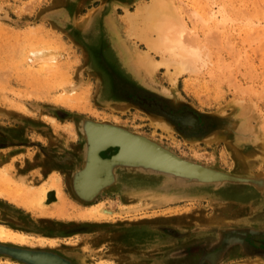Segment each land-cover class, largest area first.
I'll use <instances>...</instances> for the list:
<instances>
[{
  "label": "rangeland",
  "instance_id": "374dc122",
  "mask_svg": "<svg viewBox=\"0 0 264 264\" xmlns=\"http://www.w3.org/2000/svg\"><path fill=\"white\" fill-rule=\"evenodd\" d=\"M184 1L201 10L212 6L231 18L223 35H216L214 19L196 24L211 61L197 77L180 76L174 87L180 100L199 112L205 133L192 136L171 126L170 131L156 130L150 122L168 118L164 110L188 106L177 99L163 69L150 76L132 66L136 45L120 14L123 5L132 9L136 0H0V166L21 154L13 161L14 173L37 169L40 177L27 175L35 184L58 172L66 205V213L52 208L42 213L0 198L1 224L58 239L53 246L0 243L49 248L74 264H101L102 258L112 264H198L206 256L202 264H264L261 243L253 247L223 241L228 229L264 230V153L255 142L258 134L264 137V34L259 35L264 31V0ZM250 28L255 35H249ZM45 47L57 52L48 67L31 60L34 50ZM65 85H75L71 101L62 96ZM76 114L123 125L185 159L247 180L195 184L172 191L177 199L163 205H151V194L172 195L167 189L130 181L91 201L81 200L70 184L85 148ZM45 115L57 124L45 121ZM67 121L74 125V139L62 129ZM99 202L112 210V217L77 215ZM118 203L140 205L126 211ZM6 260L23 262L0 251V264Z\"/></svg>",
  "mask_w": 264,
  "mask_h": 264
},
{
  "label": "bare ground",
  "instance_id": "6f19581e",
  "mask_svg": "<svg viewBox=\"0 0 264 264\" xmlns=\"http://www.w3.org/2000/svg\"><path fill=\"white\" fill-rule=\"evenodd\" d=\"M196 1H198L199 4L201 1H203L205 4V2H208L209 0ZM196 1L195 3H197ZM196 5L191 6L184 0H136L134 8L132 9L127 7L126 5H123V12L120 14L128 38L131 39L134 45H136V47L133 48L132 53L134 58L132 66L136 68H142L150 76H153L158 70L163 69L164 73L168 75L171 85L173 86L174 94L179 101H182L180 100L181 97L177 89L174 88L179 77L183 75L197 77V75L202 73L203 70L208 68V65L211 61L210 49L205 41L200 38V33L198 32V30H196V24L198 22H201L202 24L206 25L209 23L210 19H214V30L217 32L216 35H223L226 31H224L226 22L231 19L227 15V13L220 9L214 10L212 6H207L208 8H206L205 10L203 7V10H201L200 7ZM251 30L252 29L250 28L249 31ZM257 30H260V28ZM253 31L254 30H252L249 35H251ZM261 32L262 33H260L259 35L264 34V31ZM206 39L208 40V38ZM226 39L227 40H225V43L226 41L227 43L231 42L229 41L230 39ZM261 43L264 44V42ZM140 44H142L143 46L139 47L138 45ZM231 49L233 50V48ZM56 59L57 52L56 49L52 47L38 48L34 50L32 52L31 58L33 62L40 61L43 64L42 67H48V65L50 63L52 64V62H54V60ZM74 91L75 85H65L63 87L62 96L71 101L75 97V95H73ZM163 91L165 93H169V88L164 87ZM128 95L130 94H127V96ZM130 96L132 97V95ZM22 110H25V106H21L20 111ZM166 111L168 114L178 116L183 119L190 129L199 126L200 122L198 123L196 115L190 110H180L181 112H179V114L177 113L178 115L169 110ZM44 120L53 125L57 124V121L53 116L45 115ZM150 122L156 130L160 128L164 131H168L170 128V125L167 123L168 120H165V118L163 119V117L162 119L154 117ZM261 122L264 121L261 120ZM62 129L64 131H67L71 138L74 139L76 137L74 125L72 122L67 121L66 123H63ZM171 130L173 131L174 129ZM93 132L94 137L92 162L89 171L85 173L81 181V191L85 195L89 192L91 193V191H93L104 179L103 174H101L100 172L101 160L98 158V150L100 147L110 142H120L122 144L123 156L140 158L151 163H156L158 165L160 164L164 166L163 168H166L168 170L170 169V171L166 172L171 175H175L172 170L183 172L185 174H194L195 176H204L208 174L207 169L200 168L194 164L183 161L141 136L133 135L116 128L102 125L94 126ZM259 135L260 134H258V137L255 138V142L260 143L261 151L262 153H264V137H262V135ZM195 140H197V138ZM20 156L21 154L18 156H14L10 160V162L4 163L0 166V198L9 200L12 203H15V205H24L25 208L27 207V209L40 210V212L42 213L49 210V208H52V210L56 211L57 214L66 213L65 194L62 189L63 186L61 175L58 172L53 171L49 176L47 175L48 177L41 183L37 182L38 184H35L32 182L31 178L27 177V175L32 176V174L35 172L36 176L40 177V172L37 169L25 175L14 173L13 161L15 159H18L17 157L20 158ZM185 176H182L183 179L187 178ZM133 177L135 178V175ZM142 178L143 176L138 177L134 180H137L136 182L139 183ZM163 179L169 180L164 176L160 179L157 178L158 182H154L157 185L155 186L165 187L168 190V187H171V185H160V180L163 181ZM180 183L181 182H175L174 184L178 186L181 185ZM172 191L173 190L169 189L168 193L170 192L172 193V195L167 194V196H165L166 194L164 195L159 193L151 194V205H163L168 201L177 199L178 196L173 195L174 192ZM138 205L140 204L137 203L126 205L123 203H118L117 206L121 210L125 209L126 211H129L131 209L136 210V207H138ZM111 212L112 210L108 209L104 202H99L91 204L90 206H85L83 208V211L79 212L77 215L83 216L86 219L90 220H99L100 218L105 219L112 217L110 216ZM57 240L58 239L55 237H45L39 234L31 235L19 230L12 229L11 227L0 223V242H9L20 245L53 246L57 244ZM67 242L71 243L70 241ZM53 260L54 259L51 258V260L48 259L47 261L54 262ZM100 262L101 264H112L111 260L104 258H102ZM2 264L15 263L10 260H6ZM19 264L26 263L21 262Z\"/></svg>",
  "mask_w": 264,
  "mask_h": 264
},
{
  "label": "water",
  "instance_id": "95a60500",
  "mask_svg": "<svg viewBox=\"0 0 264 264\" xmlns=\"http://www.w3.org/2000/svg\"><path fill=\"white\" fill-rule=\"evenodd\" d=\"M182 103L188 106L187 110L192 111L196 115L198 123L201 122L199 118V112L192 109L189 103L185 101H182ZM179 112L181 111H176L173 113L178 115ZM164 113L168 117L165 118V120H168L167 123L178 132H181V134L196 135L198 132L204 131L199 126L190 129L188 125L184 122V120L181 119L180 117L168 114L166 110H164ZM74 117L76 120L79 121L80 127L82 129L85 139V148L82 157L83 160L82 165L81 167L75 169L74 172L72 173L70 177V184L75 195L81 200L91 201L97 195H99L101 191L116 189L117 187H119V184L123 183V181L134 182V184L136 185L148 183L152 186H155L156 184L154 182L156 183L158 182L157 178L160 179L163 178V176L167 177V179L169 180L166 179H163V181L160 180V185L161 184H163L162 186L171 185V187L168 188L173 191H186L188 188L199 183H208V184L211 183L218 185L225 182L247 180L244 177L227 173L221 169L206 166L201 163L189 159H185L179 156L178 154H176L175 152H173L172 150H170L169 148L163 146L159 142L151 139L150 137L132 131L123 125L112 123L110 121H98L85 116H80L78 114H76ZM99 125L116 128L126 133L141 136L147 139L148 141H150L151 143L158 145L159 147L171 153L172 155L180 158L181 160L194 164L200 168L207 169L208 174L204 176L203 175L195 176L194 174H185L183 172H177L172 170L175 173V175H171L166 172V171H170V169L168 170L166 168H163L164 166L160 164L158 165L156 163H151L149 161L140 158H131L128 156H123L122 144L120 142H110L100 147L98 150V158L101 160L100 172L101 174H103L104 179L93 191H91V193L89 192L85 195L81 191L82 190L81 181L85 173L89 171L91 166L92 156H93V137H94L93 128L94 126H99ZM203 133H205V131ZM108 148H115L116 150L107 156H103L102 152L107 150ZM134 175L135 178L133 177ZM136 176L138 177L143 176L142 180L139 183L136 182L137 180H134L138 178ZM182 176L183 177L185 176L187 178L183 179ZM175 182H181L180 183L181 185L176 186V184H174ZM158 188L167 189L165 187H158ZM225 232L226 234L225 237L223 238V241H225L227 244H233V243H241L244 245L246 244L257 245L259 243L264 244V239L260 240L255 237L256 235L264 236V230H255L252 228H232L226 230ZM261 249L264 250V248ZM0 251L7 252L13 257L18 258L19 260L23 261L26 264H74L70 259H68L64 255L49 248H38V247L31 248L26 246L7 245L0 243ZM206 257H202L198 262V264H202ZM46 258L50 260L51 258H53L54 262L51 261L48 262L47 261L48 259Z\"/></svg>",
  "mask_w": 264,
  "mask_h": 264
},
{
  "label": "flooded vegetation",
  "instance_id": "af4514ba",
  "mask_svg": "<svg viewBox=\"0 0 264 264\" xmlns=\"http://www.w3.org/2000/svg\"><path fill=\"white\" fill-rule=\"evenodd\" d=\"M259 239V238H258Z\"/></svg>",
  "mask_w": 264,
  "mask_h": 264
}]
</instances>
